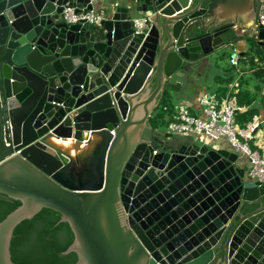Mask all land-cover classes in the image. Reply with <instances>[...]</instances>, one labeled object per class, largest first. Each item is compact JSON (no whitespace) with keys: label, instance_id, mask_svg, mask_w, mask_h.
<instances>
[{"label":"water","instance_id":"water-1","mask_svg":"<svg viewBox=\"0 0 264 264\" xmlns=\"http://www.w3.org/2000/svg\"><path fill=\"white\" fill-rule=\"evenodd\" d=\"M69 6L100 23L67 22ZM256 14V0H0V193L21 202L0 220V264L43 208L69 223L75 264H264V184L243 155L150 124L235 26L264 49Z\"/></svg>","mask_w":264,"mask_h":264},{"label":"built area","instance_id":"built-area-1","mask_svg":"<svg viewBox=\"0 0 264 264\" xmlns=\"http://www.w3.org/2000/svg\"><path fill=\"white\" fill-rule=\"evenodd\" d=\"M257 14L255 26L264 27V0H256ZM76 7L69 6L64 11V18L69 23L84 21L90 25H97L101 21V14L97 10L76 11ZM151 17L143 14L133 19L137 32H148L151 27ZM240 54L237 48H233L230 61L238 65ZM201 111H192V105L188 102H180L175 105L172 120L167 129L178 136H191L203 134L213 142L226 140L234 150L245 154L248 158V172L250 179L264 184V155L252 144L256 141L257 132L264 122L259 116H255L245 125H240L237 119L241 106L235 92L219 96L215 92H204L198 100ZM157 153V151H154Z\"/></svg>","mask_w":264,"mask_h":264},{"label":"trees","instance_id":"trees-1","mask_svg":"<svg viewBox=\"0 0 264 264\" xmlns=\"http://www.w3.org/2000/svg\"><path fill=\"white\" fill-rule=\"evenodd\" d=\"M249 41L256 43L257 49L254 50L251 47L243 57L251 68L256 69L255 74L264 83V64H261L264 62V49L255 39ZM233 48L231 52L224 51L222 57L231 55ZM226 92L227 88L224 86H220L216 91L219 96L225 95ZM243 94L244 92L241 91L238 95L240 105L245 104L241 99ZM252 101H248L246 105H250ZM174 111L175 105L171 100L169 90H167L160 98L159 105L150 118V124L154 128L167 127L173 118ZM258 111L256 107H251L243 113H238V122L245 125ZM20 204L19 200L0 193V220H3ZM60 219L59 212L43 208L33 218L22 221L15 228L11 241L12 260L16 264H75L78 260L76 252L63 253L73 242L74 232L68 222L60 221Z\"/></svg>","mask_w":264,"mask_h":264},{"label":"crops","instance_id":"crops-1","mask_svg":"<svg viewBox=\"0 0 264 264\" xmlns=\"http://www.w3.org/2000/svg\"><path fill=\"white\" fill-rule=\"evenodd\" d=\"M97 6H99V4ZM253 29L251 23L245 26H235L237 39L234 40L232 44L225 48L214 50L208 56L202 58L196 64L195 68L185 76L180 90L168 89L174 105L180 102H188L192 105V111L199 113L201 111L198 102L200 96L206 91L216 93L220 86H224L227 88L226 93L235 92L237 98L241 91L244 92L241 99L245 104L240 105L241 109L238 113H243L251 107H256L259 111L254 117L259 116L264 120V83L262 79L255 74L256 69L251 68L246 63L245 57H243L251 48L249 40L253 39L251 37L254 31ZM233 47L237 48L240 54L238 65H233L231 63V55L222 57L224 51L232 49ZM261 64H264V62H261ZM248 101H252V103L246 105ZM158 130L162 138L170 133L167 127L158 128ZM191 137L200 141L212 142L211 139L203 134L191 135ZM216 142L223 146L227 145V147L234 150L226 140H219ZM251 144L253 148H257L264 155V122L257 132L256 141ZM242 155L244 163L248 165L247 156L245 154Z\"/></svg>","mask_w":264,"mask_h":264},{"label":"bare ground","instance_id":"bare-ground-1","mask_svg":"<svg viewBox=\"0 0 264 264\" xmlns=\"http://www.w3.org/2000/svg\"><path fill=\"white\" fill-rule=\"evenodd\" d=\"M54 141L56 143H58V144H64L65 146H69V143L68 142H64L63 140L55 139Z\"/></svg>","mask_w":264,"mask_h":264},{"label":"rangeland","instance_id":"rangeland-1","mask_svg":"<svg viewBox=\"0 0 264 264\" xmlns=\"http://www.w3.org/2000/svg\"><path fill=\"white\" fill-rule=\"evenodd\" d=\"M250 44H251V47L254 48V50L257 49V44H256V43H252V42L250 41ZM227 51L231 52V49H229V50H227ZM240 125H241V124H240Z\"/></svg>","mask_w":264,"mask_h":264}]
</instances>
